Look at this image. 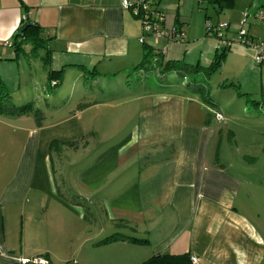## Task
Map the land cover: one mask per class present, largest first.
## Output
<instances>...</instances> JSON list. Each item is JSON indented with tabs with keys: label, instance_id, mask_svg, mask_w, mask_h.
I'll return each mask as SVG.
<instances>
[{
	"label": "crops",
	"instance_id": "obj_1",
	"mask_svg": "<svg viewBox=\"0 0 264 264\" xmlns=\"http://www.w3.org/2000/svg\"><path fill=\"white\" fill-rule=\"evenodd\" d=\"M248 4L264 9V0H245L235 15ZM25 18L40 28L48 66L36 62L30 44L14 52ZM176 22L188 42L192 28ZM251 26L248 35L258 38ZM141 34L120 0H0V78L14 105L42 112L40 125L31 112H0V264L40 257L46 264H141L164 253H190L198 264H264V183L240 178L212 155L219 131L187 89L134 70ZM160 39L168 49L182 41ZM49 69H63L54 87ZM101 107L112 113L96 115ZM53 140L79 143L51 156ZM86 202L101 205L105 225L84 226L87 213L90 224L96 219ZM115 227L147 243L98 244Z\"/></svg>",
	"mask_w": 264,
	"mask_h": 264
},
{
	"label": "rangeland",
	"instance_id": "obj_2",
	"mask_svg": "<svg viewBox=\"0 0 264 264\" xmlns=\"http://www.w3.org/2000/svg\"><path fill=\"white\" fill-rule=\"evenodd\" d=\"M243 3L245 0H235L231 8L216 13L210 5L205 9H200L196 0H161L159 8L164 12L165 27L171 28L173 24L178 26L176 18L180 17L186 23L184 24L187 28L189 26L192 28L191 36H187L186 41L188 42L182 40L179 42L180 45H176L178 47H169V51L164 56L166 59L173 58L178 52L183 53L186 49L188 54L185 61L192 64L199 61L202 66H207L215 51L219 52L221 48H217L219 40L216 37L205 34L207 22L212 25L217 24L218 21L229 22L225 36L231 43L221 66L210 74L200 72L194 76L183 78L176 73H170L161 77L156 70L150 69L145 71L144 78H149L151 81H160L162 78V82L174 84L177 88L187 89L200 105L199 110L204 113L205 122L211 119L219 131L210 145L212 155L216 154L222 163L230 162L233 167L228 168V170H232L235 175L242 179H254V184H257L259 182L264 183V64L255 63L253 54L255 51L253 52L251 46L239 43L238 36L241 30L248 31L251 25H253L251 30H257L258 38L264 37L262 35L264 31L258 25L260 21L255 18V13L259 9L254 11V7L252 10L250 9L251 5L248 4L238 17L235 15L236 6ZM205 15H208L209 18H206ZM195 35L200 38H191ZM160 41V38L146 36L148 45L160 47ZM187 43H191L193 49ZM36 51L38 57L35 59L41 66V57L44 56L45 51L42 48ZM120 106L121 101L112 109H120ZM107 108L101 107L100 111L95 112L96 115L111 114V110L105 111ZM216 113L222 115L220 121L216 120ZM108 138L104 136L105 140ZM115 138L112 137V139ZM65 185L71 192L76 191L71 179H66ZM254 191V189L251 190L253 194ZM243 193L242 190L241 194ZM85 205L95 211L94 217L96 218L95 225L90 224V217L87 213V222L83 223L85 227L89 226L92 230L94 227L106 224L107 220L100 204L96 203V206H92L93 203L86 202ZM108 226L113 228L114 224ZM115 229L113 230L114 233H122L123 235H130L131 233L124 227H115Z\"/></svg>",
	"mask_w": 264,
	"mask_h": 264
},
{
	"label": "trees",
	"instance_id": "obj_3",
	"mask_svg": "<svg viewBox=\"0 0 264 264\" xmlns=\"http://www.w3.org/2000/svg\"><path fill=\"white\" fill-rule=\"evenodd\" d=\"M151 1L154 5L155 4L158 6L160 5V0H151ZM196 1L200 9H205L207 8V6L210 5L216 11V13H221L226 9L231 8L235 3V0H196ZM259 10H264V9H259ZM205 17L209 18L208 15H205ZM26 19L27 18L22 20V24L19 26V28H17L11 41V45L14 49V52L16 53V56L23 52V47L26 44L31 45V51H33V54L37 49L46 48L44 44L45 40L41 37L40 35L41 31L37 24L28 26L22 31V33H19L21 28L26 24ZM176 20L178 21L177 18ZM260 23H264V22L260 21ZM163 27L166 29H170L165 27L164 21H163ZM205 31H206L205 34L208 35L209 26H207L206 24H205ZM150 37L152 38V36ZM247 37L251 39H260L254 37L252 38L248 34ZM162 39H165L167 42H173V41H169L167 38H162ZM142 44H143V56L141 61L134 67V70H140V71H147L150 69L156 70L161 77H164L166 76V74H170V73H176L182 76L183 78L194 76L196 74H199L200 72H203L205 74H210L221 66V63L228 52V47H221L219 52L217 50L215 51L209 65L202 66L199 63L189 64L185 62L183 59H169V58L166 59L164 56L167 54L169 50L168 45L166 44L167 52L165 54H162L161 49L163 48L164 45L162 46V48L161 46L157 47V46L148 45L146 43V36L144 37ZM48 52L49 50H47L44 56L41 57L44 66H48V57H47ZM62 76H63V69H59V70L49 69L47 80L50 87H54L55 85H58L60 83L59 81L62 79ZM24 111L31 112V114L36 119L37 124L40 125L42 112L38 108L33 107L32 103H26L19 107L14 105L13 102L11 101L10 91L8 90L3 80L0 78V112L20 113ZM78 143L79 141L64 142V141L53 140L50 143L49 152L52 156L53 154H58L59 152H61V149L63 147L71 148L77 145ZM117 240H123L134 243H147V239H139L136 237L127 236L120 233H115L110 236L104 237L98 242V244L109 243L111 241H117ZM191 257L192 256L190 255V253H183L178 255L164 253V254L152 255L146 260H144L141 264H193V262L191 261Z\"/></svg>",
	"mask_w": 264,
	"mask_h": 264
},
{
	"label": "built area",
	"instance_id": "obj_4",
	"mask_svg": "<svg viewBox=\"0 0 264 264\" xmlns=\"http://www.w3.org/2000/svg\"><path fill=\"white\" fill-rule=\"evenodd\" d=\"M121 6L124 9H127L131 14L136 17L142 28V34L140 37V42L142 43L145 36H152V38H167L169 41H177L184 38L183 26H174L170 29L163 27L164 14L159 8L158 5H154L151 0H120ZM255 18L264 22V10H258L255 13ZM245 22V21H244ZM209 26V34L216 37L219 41L217 48L228 47L230 46V41L225 36V31L229 27L228 22H218L215 25L207 22ZM238 42L251 46L255 50L254 61L256 64H264V37L260 39H251L247 37V31L241 30L238 36ZM167 52V46L165 45L161 49V53L165 54ZM215 118L217 121H220L222 115L216 113ZM36 264H46V260L42 257L34 258L31 260ZM193 264H198V259L194 256L191 257ZM21 263H25L22 260Z\"/></svg>",
	"mask_w": 264,
	"mask_h": 264
},
{
	"label": "water",
	"instance_id": "obj_5",
	"mask_svg": "<svg viewBox=\"0 0 264 264\" xmlns=\"http://www.w3.org/2000/svg\"><path fill=\"white\" fill-rule=\"evenodd\" d=\"M31 25H33L32 22H30V21L26 22V24L21 28V30L19 31V33H22V31H23L26 27L31 26Z\"/></svg>",
	"mask_w": 264,
	"mask_h": 264
}]
</instances>
